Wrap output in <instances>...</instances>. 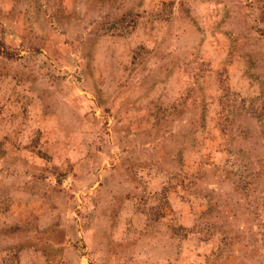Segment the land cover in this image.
<instances>
[{"label": "rangeland", "instance_id": "1", "mask_svg": "<svg viewBox=\"0 0 264 264\" xmlns=\"http://www.w3.org/2000/svg\"><path fill=\"white\" fill-rule=\"evenodd\" d=\"M0 264H264V0H0Z\"/></svg>", "mask_w": 264, "mask_h": 264}]
</instances>
